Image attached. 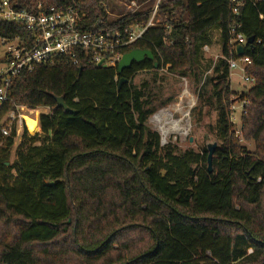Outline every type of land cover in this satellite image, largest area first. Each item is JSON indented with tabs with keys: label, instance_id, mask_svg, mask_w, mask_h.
Listing matches in <instances>:
<instances>
[{
	"label": "trees",
	"instance_id": "16d2710c",
	"mask_svg": "<svg viewBox=\"0 0 264 264\" xmlns=\"http://www.w3.org/2000/svg\"><path fill=\"white\" fill-rule=\"evenodd\" d=\"M110 1L75 0L89 24L106 17ZM72 3L13 0L31 12L39 4L48 9ZM175 4L184 10L170 29L173 43H164L165 28L154 27L130 50L149 49L159 68L169 65L181 75L197 71L201 78L203 47L212 44V31L221 30L224 57L214 76L200 79L202 107L210 98L217 102L220 142L212 172L206 147L180 152L162 145L148 126L151 95L133 79L155 70L153 61H134L121 74L83 60L40 65L12 81L5 106L49 107L53 113L40 116L41 135L24 134L10 166L14 139L0 133V264H264V0H247L236 16L238 30L254 38L245 55L253 60L247 74L256 85L237 97L250 101L241 130L253 141L252 151L229 120L227 59L237 57L230 45L229 1ZM149 15L118 22L129 26ZM23 31L0 20V35ZM122 79L127 82L119 87ZM55 96H64L76 113L58 108Z\"/></svg>",
	"mask_w": 264,
	"mask_h": 264
},
{
	"label": "built area",
	"instance_id": "2783aa9c",
	"mask_svg": "<svg viewBox=\"0 0 264 264\" xmlns=\"http://www.w3.org/2000/svg\"><path fill=\"white\" fill-rule=\"evenodd\" d=\"M73 3L64 8L50 7L44 9L39 4L35 11L14 6L13 0H0V20L19 24L23 33L12 36L0 35V47L6 50L0 55L3 68L0 71V133L7 138H13L14 144L20 143L24 134L41 135L40 116L51 114L53 109L42 107L31 109L26 105L14 104L5 109L10 102L9 89L12 81L23 74L33 72L40 65H53L61 59H68L73 64L81 60L97 67L118 68L124 54L130 52V46L143 39L147 30L154 27L165 28L164 43H173L168 36L174 22L181 20L182 6H176V0H126L116 1L115 5L106 8V17L100 18L93 24L86 21V14ZM229 9L234 16L229 26L230 45L236 53L237 45L244 48L247 45L246 36L238 29L241 23L236 16L247 0H228ZM113 9L117 10L114 14ZM149 11L145 21L124 26L118 22L125 16H134ZM218 31V30H217ZM219 33L221 30L218 31ZM213 39V38H212ZM220 40V38H219ZM211 45L203 47L207 51ZM221 58L222 55L221 51ZM230 77L234 70L242 73L241 78L249 88L256 85L255 78L247 74V69L253 60L245 54L234 59H227ZM169 68V65L160 69ZM118 81V77L115 78ZM249 99H239L229 108V120L236 125L247 112ZM31 117L39 128L31 133L25 116Z\"/></svg>",
	"mask_w": 264,
	"mask_h": 264
},
{
	"label": "rangeland",
	"instance_id": "374dc122",
	"mask_svg": "<svg viewBox=\"0 0 264 264\" xmlns=\"http://www.w3.org/2000/svg\"><path fill=\"white\" fill-rule=\"evenodd\" d=\"M116 0L110 1V6L115 5ZM117 10L114 11V14ZM212 44L207 51L204 50L199 61V67L203 74L197 71H192L186 75H181L170 71L169 68L162 70L159 67L155 70H143L137 73L133 79V84L137 87L146 86V91L151 95V111L152 113L148 119V126L157 131L161 137V144H171L176 146L180 152L192 149L196 152H202L203 148L208 143L217 142L220 140L216 136L215 125L217 121V102L211 99L202 107L199 96L203 83L207 77L214 76V68L221 55V43L219 41V32L212 31ZM6 50L5 46L0 47V55ZM3 68L0 62V71ZM199 74V75H198ZM242 73L234 70L231 74L229 88L231 91L230 102L233 104L239 101V95L248 91L250 88L245 86ZM215 81L212 82L214 84ZM211 84V83H210ZM207 85L208 90H211L212 84ZM212 93V90H211ZM211 96V94H210ZM209 96H206L207 99ZM231 104V105H232ZM170 111L177 122V133H171L167 138H164L162 132L157 128L153 122V117L162 110ZM242 120L239 119L233 127V133L239 138V141L249 150H254L253 141H246L244 139L242 130ZM30 130V129H29ZM39 131H31L35 133ZM174 132V131H173ZM29 134L28 136H31ZM192 138V141H191ZM20 143L13 145L11 148V155L8 166L12 165L19 151ZM15 174V170L13 171Z\"/></svg>",
	"mask_w": 264,
	"mask_h": 264
},
{
	"label": "water",
	"instance_id": "95a60500",
	"mask_svg": "<svg viewBox=\"0 0 264 264\" xmlns=\"http://www.w3.org/2000/svg\"><path fill=\"white\" fill-rule=\"evenodd\" d=\"M253 41H254L253 37L247 39L248 44L253 43ZM244 54H245L244 46L241 44L237 45L236 55L238 57H241ZM144 59H148L150 61H153L155 69H157L159 67V63L155 59V55L151 50L137 48V49L131 50L130 52L124 54L123 58L119 62L117 71L119 74H121L125 69L129 68L134 61L135 62H141ZM125 82H127L126 79L120 80L119 87H121L123 85V83H125ZM55 99L57 101V107L58 108H62L65 111H68L71 113H76L75 110H73L72 108H70L67 105L64 96H55ZM191 141H192V138H191ZM218 147H219V144L217 142L208 143L206 146L207 151H208L207 159H208V170H209V172H212V161H213L214 154H215ZM8 164H9V162L6 163V165H8ZM48 183L52 184L53 181L50 180V181H48Z\"/></svg>",
	"mask_w": 264,
	"mask_h": 264
},
{
	"label": "bare ground",
	"instance_id": "6f19581e",
	"mask_svg": "<svg viewBox=\"0 0 264 264\" xmlns=\"http://www.w3.org/2000/svg\"><path fill=\"white\" fill-rule=\"evenodd\" d=\"M27 126L31 131L38 130V126L35 124L36 122L29 117L28 115L25 116ZM153 122L157 126V128L162 132L164 138H167L171 133H177L179 131L177 128V122L174 119L172 113L169 111L162 110L161 112L157 113L153 117ZM174 131V132H173Z\"/></svg>",
	"mask_w": 264,
	"mask_h": 264
}]
</instances>
